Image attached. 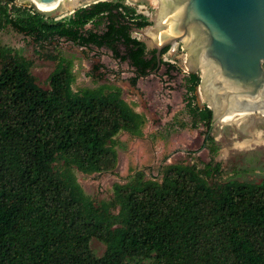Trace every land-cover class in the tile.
<instances>
[{"label":"trees","instance_id":"16d2710c","mask_svg":"<svg viewBox=\"0 0 264 264\" xmlns=\"http://www.w3.org/2000/svg\"><path fill=\"white\" fill-rule=\"evenodd\" d=\"M151 25L124 0L98 1L59 21L0 0V33L29 38L54 65L42 89L32 61L0 46V264H264V181H218L219 165L164 161L156 177L136 170L100 203L77 182L75 173H112L116 138L139 135L144 121L119 87L74 92L71 63L43 49L57 38L106 48L133 69L135 86L157 70L156 51L131 37ZM163 65L167 74L175 68L161 58ZM199 81L185 77V109L193 126L210 130L211 111L192 104ZM201 148L216 151L209 136ZM93 239L103 245L100 257Z\"/></svg>","mask_w":264,"mask_h":264},{"label":"rangeland","instance_id":"374dc122","mask_svg":"<svg viewBox=\"0 0 264 264\" xmlns=\"http://www.w3.org/2000/svg\"><path fill=\"white\" fill-rule=\"evenodd\" d=\"M98 1L112 0H89L74 7H64L59 0L57 7L49 11L37 9L28 0H13V3L32 7L48 19L59 21L68 18L75 10ZM124 3L133 7L137 14L145 16L153 25L152 16L157 0H124ZM152 25L131 34V37L145 44L147 51L152 50L154 45L147 38ZM86 29L100 32L103 27L96 29L88 25ZM181 45L172 46L162 56L164 63L175 67L173 71L167 74L168 67L163 65L158 72L139 79L135 86L130 84V79L134 77L133 69L126 62L113 59L106 48H79L57 38L43 49V52L71 63L74 78L71 87L74 92L100 86L119 87L123 100L144 121L139 135L120 133L116 138L117 164L112 173L91 176L75 173L81 189L94 202L108 201L112 197L113 184L122 183L136 170L144 171L146 178L156 177L157 169L164 161L167 164L197 165L198 168L209 163L219 165L221 176L218 181L238 180L254 184L264 181V127L261 124H257L255 130L260 142L258 140V143L249 145L245 144L252 138L243 135L224 120L222 125H214L210 130L202 123L197 126L191 124L185 109L188 97L184 79L188 74H198L200 80V71L190 70L184 65L183 56L188 49L182 50ZM0 46L11 48L32 61L31 75L35 83L42 89L48 88L47 79L54 65L36 54V48L29 38L6 30L0 33ZM94 66L99 67L97 72H92ZM192 104L199 109L207 106L199 100L197 90ZM206 136L213 139L216 148L213 154L201 148ZM208 146L211 147L210 144ZM90 249L96 257L104 252L103 245L95 239L91 241Z\"/></svg>","mask_w":264,"mask_h":264},{"label":"water","instance_id":"95a60500","mask_svg":"<svg viewBox=\"0 0 264 264\" xmlns=\"http://www.w3.org/2000/svg\"><path fill=\"white\" fill-rule=\"evenodd\" d=\"M28 1L41 11L59 2ZM61 1L74 7L89 0ZM157 1L147 32L157 70L161 52L182 43L184 65L200 71L197 94L212 113L210 128L221 119L246 136L264 127V0Z\"/></svg>","mask_w":264,"mask_h":264},{"label":"bare ground","instance_id":"6f19581e","mask_svg":"<svg viewBox=\"0 0 264 264\" xmlns=\"http://www.w3.org/2000/svg\"><path fill=\"white\" fill-rule=\"evenodd\" d=\"M57 5H58V4H57ZM56 7H57V6H56ZM56 7H55V8H56ZM55 8H53V9H55ZM53 9H51V10H53ZM224 121H225V120H224ZM221 122H223V119H221ZM228 124H229V123H228ZM250 137H251L252 139H251L250 141H248L245 145H249V144H251V143L254 144V143H258V142H260V138H258L257 135L255 136V133H254L253 135H251ZM258 140H259V141H258ZM257 141H258V142H257ZM253 144H252V145H253Z\"/></svg>","mask_w":264,"mask_h":264},{"label":"flooded vegetation","instance_id":"af4514ba","mask_svg":"<svg viewBox=\"0 0 264 264\" xmlns=\"http://www.w3.org/2000/svg\"><path fill=\"white\" fill-rule=\"evenodd\" d=\"M150 51H152V50H150ZM150 51H148V52H150ZM162 58V57H161Z\"/></svg>","mask_w":264,"mask_h":264}]
</instances>
